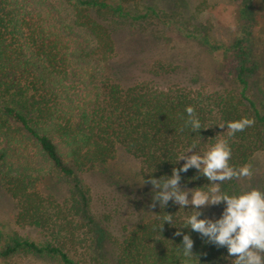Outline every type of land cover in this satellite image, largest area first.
<instances>
[{
    "label": "trees",
    "instance_id": "1",
    "mask_svg": "<svg viewBox=\"0 0 264 264\" xmlns=\"http://www.w3.org/2000/svg\"><path fill=\"white\" fill-rule=\"evenodd\" d=\"M234 17L228 43L188 33L227 66L214 75L219 89L208 91L189 65L152 69L122 55L125 33L135 29L156 45L149 21L178 22L145 0H0V185L18 227L0 229V264H231L225 248L180 228L190 204L152 208L156 190L143 182L170 176L191 144L188 155L203 154L227 139L237 170L264 150V80L256 90L261 62L250 40L264 27V0H234ZM188 106L199 134L184 127ZM241 118L252 125L227 137V122ZM123 157L137 164L127 182L111 173ZM53 175L66 185L62 196L53 184L48 195L38 187ZM196 176L181 173L180 188L207 190ZM243 177L220 182L221 191H246ZM223 207L197 209L199 218L215 220L209 214ZM165 214L173 223L160 228ZM177 231L194 240L189 258Z\"/></svg>",
    "mask_w": 264,
    "mask_h": 264
},
{
    "label": "clouds",
    "instance_id": "2",
    "mask_svg": "<svg viewBox=\"0 0 264 264\" xmlns=\"http://www.w3.org/2000/svg\"><path fill=\"white\" fill-rule=\"evenodd\" d=\"M188 119L184 127L190 129L191 133H198L204 129L198 118L193 115V108H185ZM253 121L241 118L238 121L227 122V137H232L236 132L243 131L251 126ZM196 149L195 144L189 145L180 153L175 164L183 161L178 167H173L170 176L154 178L151 175L143 184L152 186V203L150 207L165 208L171 200L173 204L179 205L180 209L192 206L190 215L183 218L180 228L190 229L198 233L206 241L217 248H225L226 258H233L231 264H264V191L252 188L238 194H228L220 189V182L238 178L240 176H250L251 170L245 165L238 170L229 164L231 149L227 139L218 140L212 147L200 154L198 151L191 155L188 153ZM195 169L198 178L200 176L207 179L209 187L207 190L192 191L193 188L182 190L179 186L181 173ZM223 203L224 207L219 218H199L202 213L197 209L205 206H214ZM164 223H173L172 215L165 214L160 228ZM181 236L179 250L186 258L191 257L194 240L187 234L180 231L175 233Z\"/></svg>",
    "mask_w": 264,
    "mask_h": 264
},
{
    "label": "rangeland",
    "instance_id": "3",
    "mask_svg": "<svg viewBox=\"0 0 264 264\" xmlns=\"http://www.w3.org/2000/svg\"><path fill=\"white\" fill-rule=\"evenodd\" d=\"M145 2L161 11V13L164 12L166 15L172 16L173 21L177 20L178 22L163 23L156 19L149 21L150 25L158 29L160 33L156 45L152 44L155 39L152 40V38H148L149 36L141 34L135 29L125 33L126 48L121 50L122 55L125 54L138 59L142 63V67L152 69L162 61L181 66L189 65L192 71L198 72L202 77L203 82H199V84H203L208 91L219 89V85L214 80V75L221 70L225 71L227 68L226 65H222L224 60L220 52L210 50L198 38L189 36L188 33L190 31L194 35L201 33L217 43H228L236 24L234 0H145ZM250 40L253 50L261 62V70L254 79L257 90L262 87V81L264 80V27L256 30ZM257 93L259 94V91ZM26 150L29 153L32 151L29 146ZM122 159L116 163L114 172L111 173L114 177L119 175L122 180L131 181L133 179L131 176H135L134 170L137 164L130 158L123 157ZM12 160L16 163L17 159L12 156ZM35 161L38 162L37 159ZM39 165L45 164L39 162ZM250 170L252 174L244 176L241 180L243 187L246 188V191L252 188L261 190L260 184L264 174V150L254 156V162L250 165ZM50 177L41 182V185L38 184L41 193L44 195L51 194L53 190L50 189L49 185L53 184L52 187H55L58 191L57 195L62 196L65 193L66 185L54 175ZM112 179L114 181L115 178L112 177ZM137 181L138 179H136ZM96 198H98L96 199L98 202L100 197L96 195ZM218 215L220 214L215 212L209 214L212 217ZM0 229L4 231L18 229L15 222L13 201L1 185Z\"/></svg>",
    "mask_w": 264,
    "mask_h": 264
}]
</instances>
